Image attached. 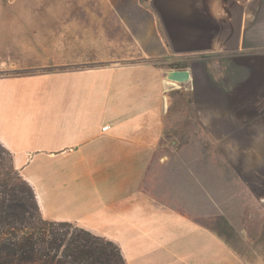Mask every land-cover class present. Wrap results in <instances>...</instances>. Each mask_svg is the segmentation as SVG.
<instances>
[{
	"label": "crops",
	"instance_id": "0c3cea01",
	"mask_svg": "<svg viewBox=\"0 0 264 264\" xmlns=\"http://www.w3.org/2000/svg\"><path fill=\"white\" fill-rule=\"evenodd\" d=\"M60 3L31 8L50 15L45 37L0 59V143L43 218L109 239L126 264H264L262 231L215 203L213 155L166 142L168 93L183 84L165 85L176 70L194 80L187 62L202 60L221 78L214 109L264 110V0Z\"/></svg>",
	"mask_w": 264,
	"mask_h": 264
},
{
	"label": "rangeland",
	"instance_id": "374dc122",
	"mask_svg": "<svg viewBox=\"0 0 264 264\" xmlns=\"http://www.w3.org/2000/svg\"><path fill=\"white\" fill-rule=\"evenodd\" d=\"M60 2L61 0H0V6L9 9L0 15V59H5L6 65L18 63V54L24 51L23 47L28 48L31 42L45 37L47 30H44L42 23L50 15L31 13L30 9L58 5ZM21 8H25L26 12ZM188 63L193 66L191 70L194 80L168 93L171 95V105L166 120V142L172 146V141L176 139V148L196 149L201 156L213 155V181L224 187L223 190L214 191L215 203L220 204L219 200L223 197L220 208L229 216L231 225L248 231L261 230L260 240L263 242L264 110L237 112L214 109L213 102L218 101L220 96L210 94L207 102L206 92L208 89L216 91V86L221 85V78H213L212 73L206 71L202 60ZM28 72L31 71H7L4 74ZM177 83L170 79L165 81L167 88ZM238 113L245 116V119L249 118L244 126H239L235 120ZM222 117H228L229 122L225 120L226 123L222 125ZM223 132L226 133L225 137L222 136ZM189 133L194 134L197 141H184ZM206 133H213L214 137L206 138ZM178 138H182V141L177 140ZM223 158L230 165L229 168L223 164ZM220 225L221 222L218 223Z\"/></svg>",
	"mask_w": 264,
	"mask_h": 264
},
{
	"label": "trees",
	"instance_id": "16d2710c",
	"mask_svg": "<svg viewBox=\"0 0 264 264\" xmlns=\"http://www.w3.org/2000/svg\"><path fill=\"white\" fill-rule=\"evenodd\" d=\"M0 264H126L120 248L70 222L45 220L0 143Z\"/></svg>",
	"mask_w": 264,
	"mask_h": 264
},
{
	"label": "water",
	"instance_id": "95a60500",
	"mask_svg": "<svg viewBox=\"0 0 264 264\" xmlns=\"http://www.w3.org/2000/svg\"><path fill=\"white\" fill-rule=\"evenodd\" d=\"M168 78L181 84H185L190 80H193V77L189 70L171 71L168 75Z\"/></svg>",
	"mask_w": 264,
	"mask_h": 264
},
{
	"label": "built area",
	"instance_id": "2783aa9c",
	"mask_svg": "<svg viewBox=\"0 0 264 264\" xmlns=\"http://www.w3.org/2000/svg\"><path fill=\"white\" fill-rule=\"evenodd\" d=\"M239 2H244L245 0H238ZM109 129V125L103 127V131H107Z\"/></svg>",
	"mask_w": 264,
	"mask_h": 264
}]
</instances>
